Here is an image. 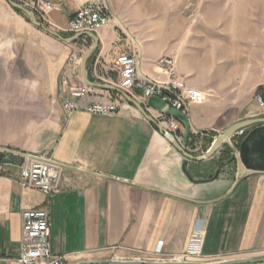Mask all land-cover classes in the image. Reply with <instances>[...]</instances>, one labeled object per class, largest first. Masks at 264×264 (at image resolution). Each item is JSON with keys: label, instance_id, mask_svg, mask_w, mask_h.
Listing matches in <instances>:
<instances>
[{"label": "crops", "instance_id": "crops-1", "mask_svg": "<svg viewBox=\"0 0 264 264\" xmlns=\"http://www.w3.org/2000/svg\"><path fill=\"white\" fill-rule=\"evenodd\" d=\"M49 1L56 9L48 25L73 37L69 23L88 0ZM97 1L114 20L95 34L99 46L88 61V79L98 83L97 72L99 84L117 83L114 67L123 54L138 56L140 69L151 76H158L159 58L176 57L186 84L206 95L187 114L192 134L206 136L208 144L197 151L192 135L190 153L204 154L210 135L264 118L256 99L264 98L263 40L255 55L253 36L223 37L214 51L200 49L195 61L191 48L158 31L154 0ZM93 45L87 36L64 42L0 0V147L51 158L74 179L71 188L46 196L23 188L13 165V177L0 176V264H21L22 213L34 208L48 210L51 252L65 256L66 264L166 260L186 252L196 228L204 231L203 263L263 258L264 172L222 158L223 147L209 160L188 162L192 181L183 155L135 105L126 102L113 116L64 110L60 79L66 62L73 53L84 61ZM219 56L221 63L241 59L218 71ZM139 103L166 121L147 101Z\"/></svg>", "mask_w": 264, "mask_h": 264}, {"label": "built area", "instance_id": "built-area-1", "mask_svg": "<svg viewBox=\"0 0 264 264\" xmlns=\"http://www.w3.org/2000/svg\"><path fill=\"white\" fill-rule=\"evenodd\" d=\"M14 1L34 12L39 22L53 30L48 25V14L56 8L49 0ZM113 20L114 18L102 4L97 0H88L75 13L69 23L68 31L74 36L85 33L98 34L103 28L109 26ZM176 60L177 58L174 56H162L156 62L158 76H151L140 69L138 56L135 54L120 55L114 67V70L119 73V81L117 83L105 82V84L118 88L137 102L158 97L171 108L187 112L192 105L204 102L206 95L186 84L177 71ZM82 66L83 57L80 54H71L66 62L60 79L64 110L69 115L79 110H85L94 116L118 114L122 105L127 102L124 96L109 91H104L105 93L102 95L96 94L95 90L83 81ZM95 76L99 83L101 77L97 72H95ZM88 99H91L92 102L84 103ZM256 99L258 104L264 107V98L257 95ZM165 116L166 114H162V119ZM156 120L158 124L176 138L183 131L181 124L173 118L163 122L159 119ZM247 133V129H243L236 132L231 138L233 155L237 161L239 160L240 143L247 136ZM192 135L196 138V150H202L206 136L198 132H194ZM208 137L211 139L212 145L217 138V134ZM6 156L23 159L21 165H13L18 170L17 176L23 188L38 190L49 196L74 185V179L68 173L67 166L45 156L16 152L2 147H0V176H14L13 172L9 170V166L12 164L5 163ZM203 236L204 231L196 228L193 231L192 240L186 252L166 260L154 262H202ZM50 238L51 222L48 210L46 208L25 210L22 213V237L18 262L21 264H66L65 256L52 254ZM259 264H264V262Z\"/></svg>", "mask_w": 264, "mask_h": 264}, {"label": "rangeland", "instance_id": "rangeland-1", "mask_svg": "<svg viewBox=\"0 0 264 264\" xmlns=\"http://www.w3.org/2000/svg\"><path fill=\"white\" fill-rule=\"evenodd\" d=\"M154 13L158 31L176 36L177 43L191 48L195 61L200 49L214 51L216 42L223 37L244 39L253 36L255 55L261 53L258 44L264 41V0H154ZM118 26L123 32L127 31L123 25ZM218 59L220 71V67L229 69L234 60L241 58L232 57L230 61L227 59L228 63H221L220 56ZM213 60L215 62L217 58ZM204 143L208 144L207 141Z\"/></svg>", "mask_w": 264, "mask_h": 264}, {"label": "water", "instance_id": "water-1", "mask_svg": "<svg viewBox=\"0 0 264 264\" xmlns=\"http://www.w3.org/2000/svg\"><path fill=\"white\" fill-rule=\"evenodd\" d=\"M9 4H11L15 9L22 12L32 23L34 26L41 28L45 32L54 35L55 37L63 40L67 43H72L83 36L90 37L94 40V45L85 55L83 61V76L85 82L92 88H97L106 91H113L120 93L124 96L127 102L135 105L139 111L147 118L150 122L154 123L162 135L166 138V140L185 158V163L183 166V171L186 176L193 181L191 174L189 173L187 166L188 162H203L209 160L216 152L221 150L224 146H228L232 148L231 138L234 134L240 130L247 129L248 133L247 136L242 139L240 146H239V154L240 158L237 161L239 167L244 166L247 170L255 171V172H264V118H255L250 120H244L238 122L226 130L217 133V138L215 139L214 143L211 145L209 150L200 156H195L188 151V148L191 144L190 140L192 137V128L190 124V119L188 117L187 112L180 111L174 108H171L168 104L163 102L158 97H152L148 99L146 103V107L154 109L160 114H166L167 118H173L177 120L182 128L183 131L181 134H178V138H176L172 133L165 130L160 124H158L157 120L150 116L144 106L139 102L133 100L128 95L124 94L118 88L106 84H99L91 82L87 76V66L90 57L95 53L99 46V39L95 34L92 33H85V34H78L71 38L65 39L62 37L61 34L47 28L41 22L38 21L34 12L24 8L20 4L16 3L13 0H7ZM5 163L12 164V165H21L23 163L22 158L14 157V156H6ZM264 262L263 258H253V259H243V260H231L227 262H219V263H203V262H186V263H178V262H146V261H110V262H102L100 264H259Z\"/></svg>", "mask_w": 264, "mask_h": 264}, {"label": "trees", "instance_id": "trees-1", "mask_svg": "<svg viewBox=\"0 0 264 264\" xmlns=\"http://www.w3.org/2000/svg\"><path fill=\"white\" fill-rule=\"evenodd\" d=\"M194 142H195V140H194ZM209 144H211V142ZM231 154H232V151L228 146H224V148L221 150L222 158L229 159L230 162H235L236 159L233 157V155L231 156Z\"/></svg>", "mask_w": 264, "mask_h": 264}, {"label": "bare ground", "instance_id": "bare-ground-1", "mask_svg": "<svg viewBox=\"0 0 264 264\" xmlns=\"http://www.w3.org/2000/svg\"><path fill=\"white\" fill-rule=\"evenodd\" d=\"M239 158H240V154H239Z\"/></svg>", "mask_w": 264, "mask_h": 264}]
</instances>
